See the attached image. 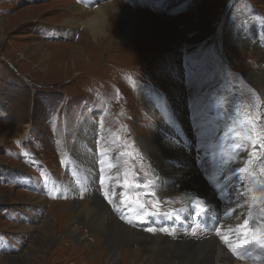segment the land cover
<instances>
[{
    "label": "rangeland",
    "instance_id": "rangeland-1",
    "mask_svg": "<svg viewBox=\"0 0 264 264\" xmlns=\"http://www.w3.org/2000/svg\"><path fill=\"white\" fill-rule=\"evenodd\" d=\"M107 3L130 9V41L121 40L126 32L114 28V18L115 36H100L98 44L73 22ZM254 70L264 74V0H0V264H104L97 260L107 258L102 236L77 213L79 204L144 235L165 237L173 260L167 264H179L180 257L181 264H258V252L241 238L210 242L182 225L187 203L211 216L214 182L226 181L229 198L225 175L242 158L221 171L246 127L248 146L241 152L250 188L241 177L239 200L249 218L258 211L249 198L264 212V94ZM225 120L235 122L231 131ZM218 133L221 149L210 143ZM186 146L190 162L202 166L199 186L193 172L179 183L177 156ZM106 153L117 159L109 172L99 164ZM170 165L176 182L161 179L158 190L153 173ZM49 224L50 239L41 247ZM258 232L264 227L246 231ZM144 243L126 246L116 264L141 262Z\"/></svg>",
    "mask_w": 264,
    "mask_h": 264
},
{
    "label": "bare ground",
    "instance_id": "bare-ground-1",
    "mask_svg": "<svg viewBox=\"0 0 264 264\" xmlns=\"http://www.w3.org/2000/svg\"><path fill=\"white\" fill-rule=\"evenodd\" d=\"M85 1L87 3L89 2V0H85ZM114 5L115 4H112V3L98 5V6H96L94 8V10L92 12V15L90 14L91 16L90 15L87 16L86 19H84V18L80 19L79 17L78 18L74 17L73 22H75V23H77L79 25H82L88 31V34L92 37V39L94 41H96L100 36H104V38H102V39H105V38H108V37L111 38V37L115 36L113 34V32H115L113 29L115 27H117V26H119V28H123L124 31L126 32L125 35L121 34L122 36H120V37L122 39L121 38L120 39L123 42H126L127 40L130 41V39H129L130 37L129 36H130L131 30H132V28L134 26V23H135L134 16L132 15L130 9L124 7L123 5H120V7H117V9H115ZM75 8H77V5L75 6ZM79 9H82V7L81 6L78 7V10ZM111 18H114L115 19L114 21L117 22L115 24V26H114V21H113V23L111 25V23H110V19ZM113 26H114V28H113ZM124 26H126V28H124ZM102 39L96 41L97 43L96 42L95 43L98 44ZM240 39H242V38H240ZM251 75L255 77V81L260 85V87H261V89L263 91V94H264V74H263V72L258 73V70H254L251 73ZM214 108H215V106L212 108V110ZM233 122H234L233 120H232V122H228V121L225 120L224 121V126L226 127L225 129L231 131ZM195 128H198L197 125H195ZM246 129H247V127H246ZM246 129H243V131H244L243 137L244 138L242 140H240L239 138L233 139V146L231 148H229V152L230 153H228V157L226 158V163L227 164L221 171L222 174H226L227 171L229 170V167L230 166L232 167L233 163L236 160L239 163L240 162L239 158L240 157L242 158L241 159L242 163H240L236 168L233 167L234 168L233 170L231 168V170H229L228 174L225 175L227 177V183L229 185V193H228L229 198L225 195L226 181H224V185H223L222 181L214 182V184L212 185L211 189L209 190L212 193V195H213V201H210L209 210L207 212L211 216L208 217V216H206L204 214H201V213L200 214L199 213L196 214V211L198 209H200L201 207L195 208L193 206H190L189 203H187L184 206L183 213L186 211V212H189V215H188V219L186 217L182 218V225H184V227L191 233H195V232L201 231L202 233H197L196 237L204 236V237L212 238V240L210 242H215L214 239H218V240H221L224 244L226 243L227 245L231 244L232 242L237 244L238 243L237 240H238V237H239V238H241L243 240V242H246V246H244V247H250V248H252V249H254V250H256L258 252V256H255L256 258H258V264H264V247H261L260 244L256 243V239L260 238L261 236H264V234L262 235V234H260L258 232V235L252 237L250 235L251 233H246V231L248 229H250V228H252L254 226H258V229H261L262 227H264V212L259 209L260 208L259 207V200L255 201L254 198L253 199L249 198V200H251L252 203L258 208V211H253L252 217L249 218V215H250L251 211H249L245 207V204L243 203L242 200H239L240 199L239 196L241 194V187H242L241 183L243 182L245 184V187L250 188V186L248 184V181H247V177L245 176L246 174L243 172L244 163L247 161V159H246L247 155H246V153H244V151L241 152L243 149H245V147L248 146V136L247 135H249V134L247 133ZM81 132H82L81 134H83V136H84L85 135V130L81 131ZM235 132L231 133V134L234 135ZM221 135H222L221 133H218V134L214 135L213 136L214 139L212 138L213 140L210 141L211 145H213V146L215 145L214 146L215 148L221 149V147L217 144V142H218L217 138L221 137ZM78 137H81V135H78ZM108 138H109L108 141L110 143H112V138L110 136H108ZM86 139L89 140L90 139V135L87 136ZM155 140H157V139H155ZM169 147H171V146H169ZM186 147L185 148H186V152L187 153H184L185 151H182V153L178 154V156H177V163H176V165L178 167L177 168V173H178V175L180 177V176H182L184 174V172L185 173L186 172H193V174H191V175L193 177L195 176V179H196L195 184L197 186H199L200 184H202V183H200L201 179L199 178V172H201L202 166L197 164V163H196L197 165H195L192 162H190V156L189 155H191L193 153L191 151L190 146H186ZM174 151H175V148H174ZM218 151L219 150H217L215 152H218ZM175 153H176V151H175ZM220 154H222V153H217V154L212 155V159H211L210 163L214 164L220 158ZM83 157L86 158L85 155ZM116 160H117L116 158L111 159L109 157V155H107V153H106L105 160L103 162L101 160V162L99 163L100 164V168L101 169H105L106 171H108V167L113 165ZM202 160L204 162L208 161L207 157L203 158ZM114 165H116V164H114ZM153 166H155V165H153ZM112 170H114V169H112ZM172 172H173V167L171 165L168 166L167 169H165V170L157 169V170L154 171L153 176L155 177V182H156L155 185H156L158 190H161V189L163 190V188H164V187H161L162 185L160 186V181H162L161 179L167 180L168 178H171L173 182L175 181L174 178L171 177V173ZM110 173H112V172H110ZM113 175L114 174H111L110 176L113 177ZM243 176H244V178H243L242 182H240L239 179L241 177H243ZM224 179H225V177H224ZM179 180H180L179 183H182L184 181V180H181V177L179 178ZM111 181H112V178H111ZM216 181H217V179H216ZM161 184H162V182H161ZM195 190H196V187H195ZM204 191L205 190L201 189L199 192H197V196L198 197L201 196ZM165 193L168 194V192H165ZM115 207H118V206H115ZM139 210L142 213H144L141 210V208H139ZM76 211H77L78 214L84 215L86 217V219H84V222L90 221L88 225H89V227H91L90 228L91 230H94V229L98 228V230H99V232H100V234L102 236L101 238L103 239L104 246L102 247V250H101L102 254L101 255L104 254L105 257H107V258L105 260H104L103 256H101V258H99V259L97 258V260L100 263L104 262V264H116L117 261L122 259L121 256H120L121 251L123 249H126L127 248L126 246L131 245L133 242H137V241H142V242L146 241V243H144L145 246H143V245L141 246L144 249V251H142L141 254H139L141 262L137 263V261L135 260L134 262H131L130 264H150V262L155 263V264H167V263H169V260H170V263H172L173 260L171 261L169 255H166V252H165V249H166L165 245L170 243L165 237H162L160 235L161 237L154 238L151 235L150 236L147 235V234L144 235V232L142 233L141 231L136 230L135 228H137V227H135V226H133L134 228H127V227H124L122 224L114 223L113 221L115 219L111 218L112 216H110L108 213H104V212L100 213L98 207L94 208V207H91L89 205L87 206V205H84V204H79V207L76 209ZM181 213H182V210H181ZM119 215L121 217H123V212L120 211ZM257 219H258V224H257ZM104 220L108 221V224L106 226L103 223ZM70 223H72V222H70ZM149 224H150V222H148L146 225H149ZM202 224L206 226V231H202L201 230ZM69 225H71V224H69ZM50 227H51V225L49 224L48 229L46 231H44V233L41 236V237H43L42 238L41 247H43V245H45V243H44L45 241L50 239V238L48 239V234L51 231ZM64 227H66V226H64ZM69 227H70L71 234H73V235L75 234L76 235V232H75L76 229L74 227H72V226H69ZM43 228L44 227H42L41 230H43ZM185 238H186V236H185ZM30 248L33 249L34 247H30ZM203 248H205V247H203ZM170 249H173V248H170ZM195 249H197V248H195ZM160 250L165 252V254L163 256H159ZM25 252H26V254H25L24 257L26 258V260H28L30 253H28V250L25 251ZM38 252L39 251H36V252L32 253L30 255V257L36 256L38 254ZM170 252H171V250H170ZM252 252L256 255L255 251H252ZM127 255L128 254H126V256ZM95 256H99V253H97ZM187 257H189V256H187ZM94 258L96 259V257H93V260H94ZM182 260L183 259L180 257V263L179 264H181ZM33 261L35 262V260H33ZM27 262L28 261H26V262L25 261H19V262L14 263V264H27ZM37 263L38 262H35V264H37Z\"/></svg>",
    "mask_w": 264,
    "mask_h": 264
},
{
    "label": "snow or ice",
    "instance_id": "snow-or-ice-1",
    "mask_svg": "<svg viewBox=\"0 0 264 264\" xmlns=\"http://www.w3.org/2000/svg\"><path fill=\"white\" fill-rule=\"evenodd\" d=\"M136 203H140L139 200L137 199L135 201ZM152 215H164V213L156 212V213H151ZM165 229H161V231H164ZM147 231L152 232V228H148ZM256 243L260 244L261 247H264V236H261L260 238L256 239Z\"/></svg>",
    "mask_w": 264,
    "mask_h": 264
}]
</instances>
